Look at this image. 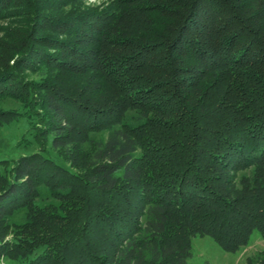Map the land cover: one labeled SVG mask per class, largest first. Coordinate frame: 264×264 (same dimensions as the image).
Here are the masks:
<instances>
[{
  "label": "trees",
  "instance_id": "trees-1",
  "mask_svg": "<svg viewBox=\"0 0 264 264\" xmlns=\"http://www.w3.org/2000/svg\"><path fill=\"white\" fill-rule=\"evenodd\" d=\"M50 3L0 0L24 21L0 36V128L35 148L0 161V264H188L196 237L264 239V0Z\"/></svg>",
  "mask_w": 264,
  "mask_h": 264
},
{
  "label": "rangeland",
  "instance_id": "rangeland-1",
  "mask_svg": "<svg viewBox=\"0 0 264 264\" xmlns=\"http://www.w3.org/2000/svg\"><path fill=\"white\" fill-rule=\"evenodd\" d=\"M56 1L48 0L51 2V5L48 6L54 8L53 13L71 20L88 12L107 10L118 0H60L61 4H53ZM23 24L24 21L16 16L15 10L9 12L4 19L0 20V36L5 35L9 28L23 26ZM3 104L5 108H17V104L13 100H3ZM25 132V127H16L15 125L0 128V161L18 159L35 149L34 146L29 147L22 140ZM42 196V200L36 201V205H59L48 191L44 190ZM27 214V210L24 208L15 211L8 219L9 226L27 224ZM14 233L15 230L12 228L11 235L7 240L12 239ZM192 248L193 257L188 264H248L249 258L264 257V239L258 232L253 234L248 247L234 254L225 252L213 238L208 236L194 238Z\"/></svg>",
  "mask_w": 264,
  "mask_h": 264
}]
</instances>
